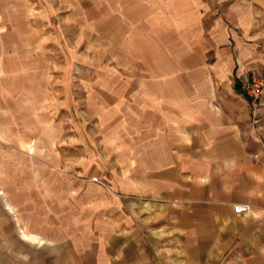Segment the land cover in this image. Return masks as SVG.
I'll use <instances>...</instances> for the list:
<instances>
[{"label":"rangeland","instance_id":"1","mask_svg":"<svg viewBox=\"0 0 264 264\" xmlns=\"http://www.w3.org/2000/svg\"><path fill=\"white\" fill-rule=\"evenodd\" d=\"M190 2L218 0H0V264L57 251L87 206L137 179L126 127L171 66L193 63L174 18Z\"/></svg>","mask_w":264,"mask_h":264},{"label":"crops","instance_id":"2","mask_svg":"<svg viewBox=\"0 0 264 264\" xmlns=\"http://www.w3.org/2000/svg\"><path fill=\"white\" fill-rule=\"evenodd\" d=\"M187 7L174 18L193 63L171 66L126 127L137 179L103 192L29 264H264V87L256 103L238 89L264 77V0Z\"/></svg>","mask_w":264,"mask_h":264},{"label":"built area","instance_id":"3","mask_svg":"<svg viewBox=\"0 0 264 264\" xmlns=\"http://www.w3.org/2000/svg\"><path fill=\"white\" fill-rule=\"evenodd\" d=\"M264 87L263 76H249L244 79L240 85V91L245 98L251 103H256L262 94ZM235 212H244L247 210L246 205L236 204L233 206Z\"/></svg>","mask_w":264,"mask_h":264}]
</instances>
